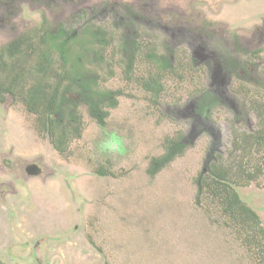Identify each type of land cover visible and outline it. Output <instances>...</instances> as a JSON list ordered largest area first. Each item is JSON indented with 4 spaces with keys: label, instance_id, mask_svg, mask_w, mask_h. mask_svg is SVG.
Returning a JSON list of instances; mask_svg holds the SVG:
<instances>
[{
    "label": "rangeland",
    "instance_id": "obj_1",
    "mask_svg": "<svg viewBox=\"0 0 264 264\" xmlns=\"http://www.w3.org/2000/svg\"><path fill=\"white\" fill-rule=\"evenodd\" d=\"M261 1L0 0V50L21 48L22 77L37 79L46 46L64 41L87 48L83 66L115 92L101 120L83 105L70 113L76 122H57L54 134L68 136L62 151L24 105L9 109L8 96L0 104L9 161L0 171L3 264H256L218 201L198 197L196 178L212 164L231 171L228 184L264 233V140L246 136L261 128L251 108L264 102V23L254 22ZM140 40L157 47L164 70L155 95L141 84ZM184 52L201 75L169 69V61L182 68ZM198 86L215 97L204 114ZM166 137H179L183 150L151 176L149 161Z\"/></svg>",
    "mask_w": 264,
    "mask_h": 264
},
{
    "label": "trees",
    "instance_id": "obj_2",
    "mask_svg": "<svg viewBox=\"0 0 264 264\" xmlns=\"http://www.w3.org/2000/svg\"><path fill=\"white\" fill-rule=\"evenodd\" d=\"M101 40L103 43L105 42L102 35ZM87 41L88 40H86V38L80 41L82 47L84 45L85 47L87 46ZM45 50L46 52H44L43 59H41V64L38 63L36 66L38 71H43L41 74L44 75V78L38 80L39 77L35 79L32 76H29L31 82L33 83L35 81L37 82L38 80V84H36V86L45 87V116L50 117L52 114H55L59 118L62 115L63 109L60 106V102L57 101L56 97L57 95L59 96L60 91L55 90H61L60 98H63L65 91L75 90L74 88H76L78 89L79 93H82L84 90L90 92L88 96H85V94L82 93L85 104L88 105V112L98 120H101L99 114L102 110L101 106L103 105V101L105 100V93L98 90V83L95 78H89L87 76L85 77L88 69H85L82 64V60H80L83 59V54L87 55V48L80 49L81 51L73 50L71 49V47H66V42L57 41L49 43L46 46ZM54 51L57 54L55 59L54 55L56 54ZM66 55L74 56L70 57L71 59L69 60L66 58ZM58 61H60L61 65L55 67L54 63L57 64ZM163 75V67L159 64L158 66L156 65V68H153L148 72L147 80L142 75V87H148L149 89H151L153 95L159 93L163 89ZM112 100L113 98L108 99L107 104H110ZM26 103L28 105L31 104L30 101H27ZM68 117H70V114L68 115ZM48 120H50L48 122L49 126L51 125V128H53L54 123L57 124V121H51V117L48 118ZM259 125L261 126V128H258L254 134L246 135L247 137L254 139V142L256 143H258L260 140H264L263 114L259 116ZM78 128L79 126L77 125L73 130L75 134L77 133ZM51 132L53 134V130H51ZM54 136L56 137L52 142L55 144V148L58 151H62L63 148L61 147V144L64 143V139H67L68 136L64 134L58 135L57 133L56 135H52L53 138ZM239 137H241L240 134L235 133L234 139L232 141L233 149L234 146H236V144L238 143ZM58 141L60 142V144L58 143ZM66 143L67 142H65V144ZM162 146L163 152L158 156L152 157L146 169V172L151 176L156 174L162 167L168 164L176 154H180L183 150V144L179 141V137H166V139L163 141ZM239 147L241 146L239 145L238 148ZM241 148L243 150L245 147ZM262 162L264 163V159L262 160ZM230 173L231 171L221 169L220 167H217L216 164H212L206 174L198 175L196 178L198 197L204 195L211 200L215 199L216 201H218L219 205L221 206L222 215L225 218H228V222H231L233 226L236 227V232L238 235H236V237L241 238V242L245 247H247L248 252L251 253V256H253L254 262L256 264H264L263 230L256 215L244 202L240 200L237 193L228 184ZM100 174L104 173H102L101 171ZM199 200L200 199H197L198 202Z\"/></svg>",
    "mask_w": 264,
    "mask_h": 264
},
{
    "label": "flooded vegetation",
    "instance_id": "obj_3",
    "mask_svg": "<svg viewBox=\"0 0 264 264\" xmlns=\"http://www.w3.org/2000/svg\"><path fill=\"white\" fill-rule=\"evenodd\" d=\"M263 2L264 0L261 1L262 5H263ZM259 15L260 17H258V20L257 21L253 20V21L257 23H260V22L264 23V11L261 10ZM255 18H257V16ZM86 40H88V36L86 37ZM103 40L105 41L103 44L106 45L107 43H109L108 37L105 39V37L103 36ZM140 44H141L142 52L144 54L143 56L145 58V59L143 58V61H142L144 62V69H141L140 76L143 75V77H145V79L147 80L148 72L151 71L153 68H156V65L158 66V64L154 61V56L158 54L157 47L154 48L153 45L151 46L150 43L145 40L143 41L140 40ZM110 45L111 44H109V46ZM133 45L138 48V45L136 44L135 41H133ZM131 48H132L131 52H133L134 48L132 45H131ZM3 49H7V51L3 52L2 50H0V79H2L0 80V104H2L6 100V97L8 96L9 97V109L16 103H21L22 105H24L26 110L30 111L32 114L35 115V122L38 126V129L40 127H46L47 132H49L48 135H49L50 141L52 142L54 140L52 138V135L54 134V130H56L57 128V124L54 123L53 128H51V125L49 126L48 121L50 120H48V118L51 117L52 119L51 121H57V122L76 121V118L73 116L75 115L78 116V108L80 106L82 107L83 105H85L86 109H88V105L85 104L82 93L85 94V96L86 95L88 96L90 92L84 90L82 93H79L78 89L74 88L75 90L65 91L64 97L60 98L61 90H58V89L55 90V91H60L59 96L57 95L56 97H57V101L60 102V106L62 107L63 112H62L61 117L59 118L55 114H52L50 117L48 116L46 117L45 112H44V109H45L44 106L46 104L45 103L46 98H45V93H44L45 87L36 86V84H38V80H41L44 78V75L41 74L43 71H40V70L38 71L37 76L39 77V79L37 80V82L36 81L34 83L31 82L30 77L25 79V77L21 76L20 71L22 70V64L20 61H18L21 48H19V46H16V45L13 46V44H9V45H5ZM258 52H259V49L249 50V54L253 56H255V54H257ZM24 58H26V55H24ZM40 58L43 59V57H40ZM168 63H169L170 69H173L175 71L179 70V72H181L178 74V77H180L181 75L183 76L185 72H187L190 76L194 75L193 73L194 71H197V74L201 75L202 70H198L199 66L185 52H184L183 60L180 64L182 66L181 69H178V68L174 69V64L171 65L170 61ZM16 64H21V65L18 67V65L16 66ZM17 68L20 71H17ZM2 75L5 76V79L2 77ZM172 75L173 74L171 72L169 77H171ZM86 76L89 78H93L92 72L89 71V69H88V72H86L85 77ZM4 82L5 83L8 82V83L5 85ZM97 83H99V81H97ZM18 86H20V90ZM36 87L39 89H37ZM198 88H200L201 90L197 92L198 98L196 101V111L199 114H204L207 106L210 104V102H212L215 99V97L205 87L198 86ZM235 88H236V91L239 92L242 95V97L247 101V103H249L250 101V103L254 102V105H255V102L259 100L254 97H250V92H249V88L247 85H238V86H235ZM98 90L105 93V100H104L106 101L105 103H107L108 99H112L114 97L113 95L115 92L111 90L108 91L107 89H102L100 87H98ZM146 90H148L149 93L152 92L151 89H149L148 87L146 88ZM27 101H30L31 104L28 105L26 103ZM251 109L256 111V114L259 118L261 114L264 115V102H262L261 105L253 106V108ZM71 112L74 113L75 115L70 114ZM69 114H70V117L72 116L71 118L68 117ZM51 130H53V134ZM232 139H234L233 136H232ZM7 152L8 151L3 152L0 150V165H2L1 167H3V169H1L0 171L5 170L4 167L7 168L8 166L9 161H8V157L6 154ZM0 263L3 264L1 261Z\"/></svg>",
    "mask_w": 264,
    "mask_h": 264
}]
</instances>
